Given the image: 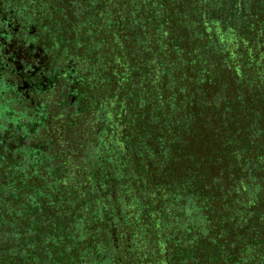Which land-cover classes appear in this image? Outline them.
Wrapping results in <instances>:
<instances>
[{"label": "trees", "instance_id": "trees-1", "mask_svg": "<svg viewBox=\"0 0 264 264\" xmlns=\"http://www.w3.org/2000/svg\"><path fill=\"white\" fill-rule=\"evenodd\" d=\"M31 1L58 41L123 59V154L149 186L153 259L264 264V0ZM35 150L0 136V264H72L83 194Z\"/></svg>", "mask_w": 264, "mask_h": 264}, {"label": "flooded vegetation", "instance_id": "flooded-vegetation-1", "mask_svg": "<svg viewBox=\"0 0 264 264\" xmlns=\"http://www.w3.org/2000/svg\"><path fill=\"white\" fill-rule=\"evenodd\" d=\"M51 17L42 1L0 0V136L34 146L83 194L86 242L72 264H160L149 186L123 154V59L58 41Z\"/></svg>", "mask_w": 264, "mask_h": 264}]
</instances>
